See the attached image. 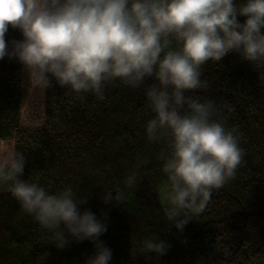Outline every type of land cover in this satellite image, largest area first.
Instances as JSON below:
<instances>
[{
	"label": "trees",
	"instance_id": "16d2710c",
	"mask_svg": "<svg viewBox=\"0 0 264 264\" xmlns=\"http://www.w3.org/2000/svg\"><path fill=\"white\" fill-rule=\"evenodd\" d=\"M21 38L11 28L5 37ZM201 73V87L188 94L215 102L217 118L239 135L243 157L235 175L213 190L204 211L183 231L167 221L159 198L167 182L161 170L167 146L146 136L153 113L145 86L112 82L99 99L53 83L38 87L36 100L34 90L29 98L24 67L5 57L0 142L25 156L22 179L53 193L71 186L86 198L81 211L107 223L100 239L112 249L111 264H264V61L251 64L231 53L206 62ZM133 173L136 183L129 186L126 178ZM108 192L118 199L106 203ZM150 238L165 241L166 253L142 251L140 242ZM68 240L63 249L55 247L52 233L0 188V264H85L95 252L91 241Z\"/></svg>",
	"mask_w": 264,
	"mask_h": 264
},
{
	"label": "clouds",
	"instance_id": "9594fccd",
	"mask_svg": "<svg viewBox=\"0 0 264 264\" xmlns=\"http://www.w3.org/2000/svg\"><path fill=\"white\" fill-rule=\"evenodd\" d=\"M10 28L22 38L6 41ZM231 53L251 64L264 61V0H0V60L18 61L35 86L55 83L99 99L112 82L145 86L153 113L146 136L167 146L159 198L178 231L242 161L239 135L217 118L215 102L188 94L201 87L206 62ZM25 163L22 153L0 157V188L52 233L55 247L63 249L69 236L88 240L95 252L85 264H111L112 249L100 239L107 223L81 211L86 198L71 186L53 193L22 179ZM126 183H136L135 173ZM117 199L105 193L106 203ZM140 243L157 256L168 247L160 238Z\"/></svg>",
	"mask_w": 264,
	"mask_h": 264
},
{
	"label": "rangeland",
	"instance_id": "374dc122",
	"mask_svg": "<svg viewBox=\"0 0 264 264\" xmlns=\"http://www.w3.org/2000/svg\"><path fill=\"white\" fill-rule=\"evenodd\" d=\"M33 90H34V93H35V96H36L34 98H36V100H38L37 98H39V96H40V92L38 91L39 88L38 87L35 88V86H33V84L30 82L29 98H30V96H32V91ZM27 103H28V101H27ZM25 109H26V107H25ZM22 120H24V118ZM12 148H13V145L11 143H9V142H0V157L12 154Z\"/></svg>",
	"mask_w": 264,
	"mask_h": 264
}]
</instances>
